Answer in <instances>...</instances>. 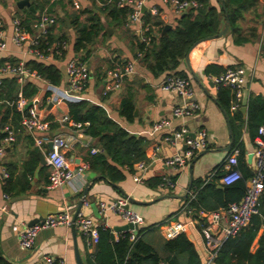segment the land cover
Wrapping results in <instances>:
<instances>
[{"label": "crops", "instance_id": "obj_1", "mask_svg": "<svg viewBox=\"0 0 264 264\" xmlns=\"http://www.w3.org/2000/svg\"><path fill=\"white\" fill-rule=\"evenodd\" d=\"M17 1L0 0V21L3 25L6 42V48L0 51V62L23 61L26 63L31 59H40L52 63L60 69L62 74L59 85L65 86L68 61L74 56L82 58L87 50L86 62L90 74L84 89L78 93L79 101H86L90 105L100 107L109 119L124 128L130 135L143 138L145 141L144 159H147L151 154L153 146L159 145L161 159L153 161L149 165L144 175L145 180L151 177L171 175L170 169L163 163L162 158L175 152L173 146L162 140L167 130H153L151 128L153 122L164 118L169 121L172 129L184 127L189 134H194L197 130L205 128L208 133V145L198 151L178 174L176 186L173 189L150 186L145 180L136 183L132 180L130 172H125L123 180L111 182L101 178L99 174L89 168V164L85 160L86 153L92 148H96L98 151L102 149L95 145L94 138L91 136L84 138L83 135L86 134L83 131H77L69 124L68 126L65 124L66 121L63 118L69 116L70 103L63 100H49L47 98L49 96L47 80L29 75L19 83L12 74H0V78L5 75L14 76L19 88L28 80L34 83L35 93L31 97H27V101L36 102L45 119L51 116L59 124L55 130H51L48 125V134L51 137L65 139L68 144L65 155L73 166L87 164V168L82 171L78 181H70L59 187H49L46 160L42 163L38 157L39 161L34 170L31 173L24 171L30 156L29 151L35 146L32 140L30 142L28 139V136L31 137L28 131L23 129L20 124L13 125L16 132L15 140L5 147L4 154L0 159V251L1 256L9 264H39L44 255L62 258L66 264H75L74 240L77 242L83 264H87L86 257L90 255L94 247L87 248L82 234L75 228L73 232L72 225L41 229L33 247L29 250L19 246L17 233L13 230V226L22 229L25 226H30L29 223L33 219L39 221L49 214L60 213L67 207H70L73 216L79 203H81L79 210L88 215L99 227L104 225L108 228L114 240H117L124 231L121 228L126 223L111 210L100 215L98 204L101 201L109 202L120 197H125L128 203L130 199L133 200L129 203V208L143 217L142 228L151 225L157 226L165 220H183L181 207L185 204V199L193 195L194 188L198 184L203 185L209 173H215L218 170L222 171L221 173L224 172L222 162L231 147L235 146L234 136L236 143L242 144L237 157L239 165L242 170L252 172L257 135L254 139L251 138L246 130L245 121L248 99L254 96L264 97V58L260 57L257 52L259 42L264 38V15H262L264 0L258 2L257 13L261 15L258 20L253 12H245L244 18L239 20L236 25L237 30H228L219 37L203 41L193 47L189 53V59L195 78L188 70L185 59L181 62L179 70L187 72L194 92L193 99L199 105V110L194 115L184 118L175 117L172 114V108L180 102L179 98L172 92L160 89V83L167 74L154 73L151 61L142 57L137 59L135 73L126 78L121 89L109 93L103 92L105 70L112 64L118 63V59L123 62L132 60L135 57L141 34L139 24L129 23L128 17L125 22L116 23L107 11H100V7L103 8L114 0H95V2L94 0H61L60 5L56 4L50 13L55 17V22L50 26L49 31L55 38L64 35L67 45L60 56L46 59L39 58L30 52L27 43L22 46L12 43V19L14 17L23 19L26 16V10L36 13V17L41 13V11L35 10L30 0L29 3L34 11L27 6L19 8L16 4ZM55 1L57 0H49L48 4ZM75 2L80 5L78 9L74 7ZM211 2L214 5L218 3L217 0H211ZM152 7L158 10V15L152 14ZM84 9L92 10L98 14L103 29L89 45V48L77 52L74 49L77 31L71 23V17ZM184 13H174L162 0H146L144 8L141 9L140 18L145 21L147 17L150 20L156 17L163 23V27L170 25L169 28H172L177 24L179 16ZM85 17H87L86 13L81 14L79 19L84 21ZM153 29L154 37H156L159 34V28L153 26ZM162 29L160 34L167 31L162 33ZM212 64L221 67H240L243 70L242 99L238 108L243 106L246 108L244 113L240 110L241 121L244 122L242 126L236 118L231 123L229 114L234 115L236 111L231 109V103L227 112L218 102V86L212 81V75L206 74L204 71L207 65ZM127 94L133 96L132 120H126L119 113L121 100ZM0 131L3 133L2 129ZM230 143L231 146L227 149ZM47 147H50L49 144ZM180 148L183 149V145H180ZM39 153L38 150L37 155ZM3 168L12 170V176L7 184L1 178ZM241 173L243 172L241 171ZM218 183V185H222L219 180ZM86 186H88L87 193L84 196ZM6 187L10 194L8 198L4 197ZM22 187L25 189L21 190ZM186 192H188L187 196L183 197ZM84 201L87 205L83 204ZM263 231L264 225L262 224L252 241L251 253L258 247ZM157 233L163 236L162 230L159 229ZM187 236L194 243L196 251L201 255V261L203 260L204 263L200 238L191 231ZM213 264H215L214 261Z\"/></svg>", "mask_w": 264, "mask_h": 264}, {"label": "trees", "instance_id": "obj_2", "mask_svg": "<svg viewBox=\"0 0 264 264\" xmlns=\"http://www.w3.org/2000/svg\"><path fill=\"white\" fill-rule=\"evenodd\" d=\"M104 1V0H102ZM200 5L196 9H189L180 15L177 24L167 29L164 34H160L163 23L154 18H146L149 26L146 34H151V42L148 46L138 41L137 51H142L141 56L145 60L151 61V68L154 73H166L167 75H178L189 79L187 72L179 70L181 62L192 45L207 36L216 34L222 27L225 20V13L229 16V30H237L236 25L239 20L244 18V13L251 11L257 20L261 16L257 13L259 0H217L214 5L211 0H196ZM32 6L37 12L47 11L52 13L56 4H61V0L48 4L49 0H30ZM95 2V0H94ZM48 4V5H47ZM100 11H107L113 21L116 23L125 22L132 8L130 6H117L115 1L107 3ZM87 14L84 21H81L80 15ZM19 18V17H18ZM36 18V13L26 10V16L22 19L21 25L25 30L30 31L32 20ZM71 23L76 27L77 37L74 41V49L77 52L86 50V47L93 43L95 38L103 29L100 17L92 10L84 9L71 17ZM153 26H157L159 34L154 37ZM58 38V39H57ZM55 38L48 34L45 41L49 44L55 41L65 40L64 35ZM48 45L40 42L38 47L45 51ZM136 51V52H137ZM87 53V50H86ZM86 53L82 59L86 61ZM118 59V58H115ZM6 62H0V67ZM123 61L118 59V63ZM113 66V64H112ZM111 66V67H112ZM25 67L30 71L47 80L51 84L59 85L62 80L60 69L48 62L40 59H31L25 63ZM228 67L218 65H207L204 69L206 74L217 75L222 73ZM29 76V75H28ZM21 90L25 98L31 97L35 93V85L30 80L23 86L19 85L12 75H5L0 78V130L5 125L19 124L22 113L10 102L15 100L18 91ZM218 102L228 112L232 94L228 87L218 86ZM247 117L245 127L252 139L257 135L258 126L264 123V97L254 96L247 102ZM134 102L132 94L125 95L120 103L119 113L126 120L133 119ZM69 116L75 122L83 125V132L96 140L95 145L101 148V151H88L85 160L89 168L99 174L101 178L111 182H118L125 178V172H132L136 162L145 158V141L141 137L130 135L124 128L119 126L113 120L106 116V113L100 107L90 105L86 101H78L69 104ZM231 123L236 118L241 122V111L237 109L234 115H230ZM50 122L49 128L55 130L59 126L53 117H47ZM68 126V123H65ZM4 133L0 131V141ZM28 139L32 140L28 136ZM33 142V141H32ZM233 143L240 151L242 144L236 143L234 136ZM38 149L33 147L29 151V158L25 164L24 171L30 173L37 166L39 161L37 155ZM238 168L241 169L242 178L230 185H224L218 188L219 178L223 173L216 171L212 178L202 184H198L194 190V198L185 199L186 209H191L192 214L199 209L205 211H216L226 208L231 202L238 201L245 192L246 180L252 172L242 170L238 161ZM9 176L5 179L7 184L12 176V170L8 169ZM7 170V171H8ZM176 178L173 176L172 179ZM150 186H159L161 177H151L145 180ZM25 188L22 187L21 190ZM5 194L10 196L7 187ZM203 207V208H201ZM264 225V192L259 201V214L251 217L250 223L239 233L229 236L220 246L215 264H264V231L256 250L251 253L250 247L257 231L261 225ZM158 226L151 225L140 228L137 232V238L132 241L128 232H123L117 240H114L111 231L100 226L98 228V240L89 256L86 257L87 264H203L201 255L196 251L194 243L185 233H180L174 238L167 239L158 235ZM0 264H9L2 256L0 251Z\"/></svg>", "mask_w": 264, "mask_h": 264}, {"label": "built area", "instance_id": "obj_3", "mask_svg": "<svg viewBox=\"0 0 264 264\" xmlns=\"http://www.w3.org/2000/svg\"><path fill=\"white\" fill-rule=\"evenodd\" d=\"M110 1V0H109ZM117 6H130L132 8L128 15L129 23H138L141 34L140 42L148 46L151 42V34H146L149 29L148 24L141 17V9L145 5L146 0H114ZM170 9L180 14L189 9H196L200 4L196 0H162ZM74 7L78 9L80 5L75 2ZM153 15H158V10L151 8ZM55 22V17L47 11H42L36 18L32 20L30 31L24 29L18 17L12 19V36L11 41L17 46L27 43L29 51L39 58H50L60 56L66 48L65 40L55 41L49 44L46 40L50 33L49 28ZM3 25L0 21V51L6 48ZM40 42H45L48 46L45 51L39 49ZM258 55L264 58V38L259 42ZM142 56V51L138 50L132 60H126L122 63H115L112 67L104 72L105 83L104 93H109L121 89L126 78L135 73V64L137 59ZM0 74H12L17 81L21 83L26 76L39 77L35 71H30L25 67L23 61L17 63H5L0 67ZM89 69L87 62L80 56L72 57L66 65V84L65 86L47 83V90L51 101H66L75 103L80 100V93L89 79ZM242 75L243 70L240 67H228L220 74L212 75L211 79L217 86L228 87L233 95L231 109L237 110L242 99ZM160 89L174 93L180 102L172 108V114L175 117H189L199 110L198 103L193 99L194 92L191 82L188 78L178 75L168 74L161 83ZM15 105L17 110L22 113L19 124L31 134L34 146L45 156L46 165L48 166V185L51 188L59 187L70 181H78L81 173L87 168L84 163L78 167L73 166L71 161L66 158L65 149L68 147L65 139L61 137H51L48 134V121L39 111L36 102H28L21 92L18 91L15 100L10 102ZM71 127L77 131H83V125L80 122L73 121L69 116L63 118ZM151 128L156 131L167 130L162 140L173 146L175 152L167 157H163V163L170 169L171 175L161 176L160 187L173 189L176 186L178 174L187 166L193 156L208 145V133L205 128H201L189 134L187 129L180 127L172 129L167 119H159L151 124ZM4 136L0 141V159L4 154L5 147L15 140V130L10 124L3 128ZM51 143L50 147H47ZM180 145L184 148L181 149ZM96 148H92L91 152H96ZM160 154L159 145L152 147V152L147 159L136 162L131 172L132 180L136 183L144 182V175L149 165L158 159ZM240 149L237 146L231 147L227 156L222 162L223 174L219 178L222 185H230L242 178L241 170L238 168V155ZM213 172L206 177L209 181ZM9 174L6 168L2 169L1 178L3 182L8 178ZM173 176L176 178L172 179ZM205 182V183H206ZM264 192V123L258 126L255 150L252 160V174L246 180L245 192L238 200L231 202L226 208L216 211H205L199 209L194 216L191 209H186L187 204L182 205L181 214L183 220H165L157 226L162 230L165 238L171 239L180 233L188 235L189 231L200 238L203 247L204 263L213 264L214 258L222 245L229 237L236 235L244 227L250 223L253 215L259 212L260 197ZM8 198L7 194H4ZM194 195L190 197V200ZM128 201L125 197H120L109 202H99L98 208L100 215H104L107 210H111L118 214L126 224H131L132 228H128L123 232L130 234V239L134 241L137 238V232L143 224V217L134 210L126 207ZM84 205L87 203L84 201ZM73 225L78 230L85 241L87 248L93 247L98 240L99 226L83 211H78L75 219L67 207L64 211L55 214H49L43 219L37 221L31 226H25L19 229L13 226V230L17 233L19 246L22 249L29 250L33 247L38 232L41 229L53 228L56 226ZM104 227V225H102ZM121 233V234H122ZM39 264H66L62 258H55L51 255H44Z\"/></svg>", "mask_w": 264, "mask_h": 264}, {"label": "water", "instance_id": "obj_4", "mask_svg": "<svg viewBox=\"0 0 264 264\" xmlns=\"http://www.w3.org/2000/svg\"><path fill=\"white\" fill-rule=\"evenodd\" d=\"M16 4H17V6H18L19 8H22V7H24V6H27L30 10H33V11H34V8H33V7L30 5V3H29V0H18ZM142 8H144V6H143ZM229 26H230V24H229V16H228V14H227V12H226V13H225V20H224V23H223V27H222V28H221L216 34H213V35L207 36V37H205V38H203V39H200V40L196 41V42L192 45V47L189 49V51L186 53L184 59H185L186 65H187V67H188V70H189L190 73L194 76V78H195V73H194V71H193V69H192V67H191L190 59H189V53H190V51L193 49V47H195L197 44H199V43H201V42H203V41H208V40H211V39H213V38H216V37H219V36L225 34V33L229 30ZM169 27H170V25H165V26L163 27V29H162V33H164ZM240 110L244 113L245 110H246V108L243 106V107L240 108ZM83 137H84V138H90V137L87 136V135H83ZM49 146H51V143H49ZM230 146H231V143L228 145L227 149H229ZM183 148H184V146H183ZM38 157H39V159H40V161H41L42 163L45 162V157H44V155H43L41 152L38 154ZM87 187H88V186H86L85 189H84V196H85L86 193H87V190H86ZM218 187H219V188H222L223 185H218ZM187 193H188V192H186L185 195H183V197L187 196ZM129 201L132 202L133 200L130 199ZM130 202H129V203H130ZM129 203H127V205H126V207H128V208H129ZM144 203H146V202H144ZM80 207H81V203L78 204V206H77V208H76V210H75V212H74L73 220L75 219L76 214H77V212L79 211ZM38 220H39V219H38ZM36 222H37V219H33V220L29 223V225L31 226V225H33V224L36 223ZM128 228H132V225H131V224H126V225H124L121 229L126 230V229H128ZM72 229H73V232H74L75 229H74V226H73V225H72ZM73 250H74L75 264H83V261H82V258H81V254H80V252H79V248H78V246H77V242H76V240H74Z\"/></svg>", "mask_w": 264, "mask_h": 264}, {"label": "rangeland", "instance_id": "obj_5", "mask_svg": "<svg viewBox=\"0 0 264 264\" xmlns=\"http://www.w3.org/2000/svg\"><path fill=\"white\" fill-rule=\"evenodd\" d=\"M262 15H264V7H263V10H262ZM86 48H89V45Z\"/></svg>", "mask_w": 264, "mask_h": 264}]
</instances>
